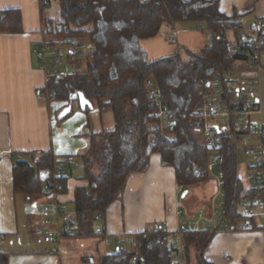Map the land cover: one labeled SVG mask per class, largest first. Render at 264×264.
I'll return each instance as SVG.
<instances>
[{"label": "trees", "instance_id": "obj_1", "mask_svg": "<svg viewBox=\"0 0 264 264\" xmlns=\"http://www.w3.org/2000/svg\"><path fill=\"white\" fill-rule=\"evenodd\" d=\"M55 1L62 22L54 29L48 22L47 34L85 40L90 48L81 56H70L76 64L85 60L83 70L50 78L46 90L53 93L54 101L71 103L74 95L82 96L91 108L110 110L114 119L112 131L89 135V148L79 157L84 173L81 179L87 184L75 189V212L87 219L103 215L119 198L129 176L147 171L153 154L160 156L162 166L173 169L182 193L209 181L210 151L195 125L194 111L216 74L224 79L235 70V63L246 60L249 33H245L240 18L221 13L219 0ZM190 22L200 23L199 30L212 35L206 48L199 53L186 50V60L178 55L148 60L141 41L155 37L162 26L167 27V37L174 40L179 25ZM0 33H22L18 10H0ZM151 91L158 93L156 99L150 97ZM225 97L230 98V93L225 92ZM160 103L176 110L173 123L163 130L155 115ZM243 134L235 132L232 140L222 143L216 168L223 174L222 218L234 225L233 231L238 230L237 222L246 220L238 213L239 202L257 198L238 174L237 152ZM12 158L15 194L35 199L49 196L45 185L55 192L64 187L65 178L55 176L54 158L49 152L32 162L22 160L19 154ZM159 235L152 229L135 235L136 253L118 249L104 256L101 264H132L135 255V264H171L172 249L166 236L158 239ZM212 235L209 230L179 233L184 264H211L203 252ZM7 258L6 253H0V264H8Z\"/></svg>", "mask_w": 264, "mask_h": 264}, {"label": "crops", "instance_id": "obj_2", "mask_svg": "<svg viewBox=\"0 0 264 264\" xmlns=\"http://www.w3.org/2000/svg\"><path fill=\"white\" fill-rule=\"evenodd\" d=\"M218 9L226 16L239 17L247 34L253 31L258 19L264 22V0H219ZM0 10H18L22 17V33H0V253L8 255V264H101L104 256L117 250L116 240L121 235L133 238L153 229L155 224H163L167 244L175 252L171 258L180 260L178 228L190 222L195 211L209 212L213 197L210 184L218 191L216 180L210 177L203 183L206 196H200L194 210L187 208L184 212L177 207L181 191L173 169L162 166L160 156L153 154L147 171L130 175L119 198L103 215L97 214L101 221H94L95 215L80 218L74 209V192L87 183L81 179L83 166L81 164L78 170L77 162L89 148L90 134L114 129L113 114L96 107L86 112L77 101L36 99L37 91L45 87L48 80L39 69L35 49L43 42L56 44L58 48L62 45L60 39L47 34L46 30L48 22L52 29L62 22L60 8L54 0H0ZM185 29L196 31L199 26L181 24L176 34L185 33ZM206 32L210 38L211 34ZM186 33L191 35L186 50L192 53H199L210 44L207 39V45L200 43L195 33ZM261 37L260 91L249 98L258 102L260 113L243 119L244 131L241 132L244 134L240 142L243 153L245 146L258 148L259 139L255 133H250V125L259 122L264 125V31ZM235 70H241L240 75L250 76L245 61H238ZM46 152L54 158L55 176L59 165L64 164V187L55 192L47 190L48 185H45L44 192L49 196L35 199L15 194L13 155L19 154L22 160L32 162ZM67 157L73 158V164L65 163ZM238 174L245 188L250 189L251 166L246 165L243 171L240 167ZM61 204L66 206L67 220L58 210ZM177 211H182L183 215L178 216ZM63 227H70L75 235L45 243L44 232ZM236 227V231H215L203 252L204 259L211 264H264V209L256 207L246 220L237 222ZM176 238L180 246L170 242Z\"/></svg>", "mask_w": 264, "mask_h": 264}, {"label": "built area", "instance_id": "obj_3", "mask_svg": "<svg viewBox=\"0 0 264 264\" xmlns=\"http://www.w3.org/2000/svg\"><path fill=\"white\" fill-rule=\"evenodd\" d=\"M264 31V22L258 19L254 24V29L249 33L245 39L247 50L245 51L244 60L248 65V75L242 73L241 70L230 72L224 79L218 76H214L210 88L207 93L204 94L202 104L194 111L195 125L200 128L203 144L205 148L210 151L209 163L207 166V172L210 177H213L218 185V191L216 197L220 199V203L215 204V198L212 199V204L208 213L203 211H197L196 215L192 216V220L188 223L182 224L177 231V235L180 232L201 230H209L214 233L218 229H225L228 231L234 230V225L226 223L222 218L223 208V193L221 191V182L223 174L216 169V175L212 174L215 167H217L216 159H218V149L222 143L228 140H232L235 132L244 131V117L252 114H259L260 111L257 108V101H251L249 98L257 96L260 91V71L262 70V64L260 62V54L262 51V37L261 32ZM212 36V35H211ZM210 36V39H211ZM70 55L78 54L82 46L76 44L73 39L68 41ZM36 58L39 61V69L44 72L47 80L57 76H67L73 73V70L67 67L58 68L61 62V53L56 44L51 45L49 42L41 43L39 48L35 49ZM239 74V76H236ZM48 83V82H47ZM147 86H151L150 82H147ZM225 92L230 93V98L225 97ZM150 97L156 99L158 93L151 91ZM36 99L39 101H52L53 93L46 90V86L37 91ZM236 107L237 109L232 110ZM175 109L160 103L158 111L155 114L160 120V128L163 130L167 128L174 121ZM250 133H255L258 137V148L253 149L250 147L244 148V155L251 161V190L256 195V199L241 200L237 206L238 213L247 218L249 217L256 207L264 209V125L262 123H253L250 125ZM65 163L73 164V158L67 157ZM64 164H60L58 167L56 177L62 178ZM49 186V185H48ZM58 210L64 220L68 219L66 212V206L60 205ZM178 216H182V211H177ZM80 218H85L80 216ZM94 221H101L100 215L93 217ZM245 225L242 226V229ZM153 231L161 235L158 239H162V235H165V226L163 224H155ZM45 243H54L64 237H71L75 235V232L70 227H63L57 231L44 232ZM105 244L109 242L105 239ZM150 245V242L148 243ZM116 246L118 249H134L132 252L136 253V242L132 237L127 235H121L116 240ZM131 251V250H130ZM171 257L175 255L174 250L170 251ZM138 257L135 255L132 258V264H135Z\"/></svg>", "mask_w": 264, "mask_h": 264}, {"label": "rangeland", "instance_id": "obj_4", "mask_svg": "<svg viewBox=\"0 0 264 264\" xmlns=\"http://www.w3.org/2000/svg\"><path fill=\"white\" fill-rule=\"evenodd\" d=\"M184 24H186L187 27H197V26L201 25L200 23H193V22L184 23ZM85 29L87 30L88 28H85ZM166 31H167V27L162 26L160 29V32L155 37L149 38V39H146V40H143L140 42V46L147 53V57H148L149 61H156V60H159L161 58H165V56L169 57V56H173V55H178L182 59L186 60L187 55H186L185 51L187 49V46H189V44H188L189 38H191L190 33H186V32H192V33L197 34L196 37L200 43H202V41H203V43L205 45H207V40L209 41V43L211 42L209 36H207V32L201 31L198 29L196 31L190 30V29H187V30L185 29L184 31H186V32L182 33V34H178V35L176 34L174 40L169 39L167 37ZM228 38L230 40H232V35L230 34L228 36ZM58 39H60V38H58ZM69 40H70L69 38L60 39L62 45L58 49L61 53V62L58 65V68L61 69L62 67H67L68 69H71L73 71L83 70L85 68V64H86L85 60L81 59L76 64L74 60L70 59V56L75 57L78 55L81 56L85 53H88L90 47L87 44V41H85V40L80 42L77 39H73V41L76 44L81 43L82 45L80 44V46H82V48L80 49L78 54L70 55L68 53V51H69L68 41ZM76 65H78V66H76ZM235 66H236V63H235ZM237 161H238V169L241 167L242 171L246 169V165H248V164L251 165V161L244 156L243 147L241 146V143H239V145H238ZM216 162H217V159H216ZM77 167H78V170H81L80 161L77 162ZM216 168L217 167H215V169L212 172V174H214V175H216V172H217ZM239 174L242 176L243 173L239 172ZM244 182H246V181H244ZM210 185H211L210 187H211L212 193H213L212 199L215 198L214 199L215 204H218V203H220V199L218 197H216V193H217L216 187H214L213 184H210ZM243 185L245 186L246 184H243ZM203 186H205V185L200 184L198 186L189 188L188 190H186L188 192V195L185 198H181V196L183 194L182 192L178 193V202H177L178 209H180L184 212H187L186 211L187 208L194 210L196 208V206L199 204L200 196H206V194H207L206 193L207 190H202L205 188ZM209 191H211V190H209ZM220 209L222 210L223 208H220ZM192 215L195 216L196 211L194 213H192ZM170 242H173L176 244L179 243V242H177V238L174 241L170 240ZM178 246H180V244H178ZM171 264H184V261H183V259L172 260Z\"/></svg>", "mask_w": 264, "mask_h": 264}, {"label": "water", "instance_id": "obj_5", "mask_svg": "<svg viewBox=\"0 0 264 264\" xmlns=\"http://www.w3.org/2000/svg\"><path fill=\"white\" fill-rule=\"evenodd\" d=\"M72 100H71V103L73 101H77L78 102V105L79 107L82 109V110H85L86 108H89L91 109V105L82 97V96H73L71 97ZM70 109H67L66 112H69ZM188 192L187 191H184L181 198H185L187 196Z\"/></svg>", "mask_w": 264, "mask_h": 264}]
</instances>
